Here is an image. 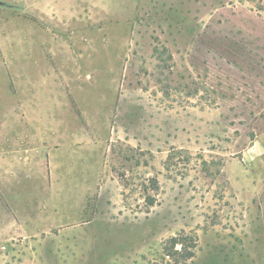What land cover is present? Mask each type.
I'll return each mask as SVG.
<instances>
[{
	"label": "rangeland",
	"instance_id": "rangeland-1",
	"mask_svg": "<svg viewBox=\"0 0 264 264\" xmlns=\"http://www.w3.org/2000/svg\"><path fill=\"white\" fill-rule=\"evenodd\" d=\"M34 7L0 5V105L30 76L70 129L109 111L110 149L89 216L0 264H264V0H79L76 34Z\"/></svg>",
	"mask_w": 264,
	"mask_h": 264
},
{
	"label": "crops",
	"instance_id": "crops-1",
	"mask_svg": "<svg viewBox=\"0 0 264 264\" xmlns=\"http://www.w3.org/2000/svg\"><path fill=\"white\" fill-rule=\"evenodd\" d=\"M0 2L35 5L36 14L51 23L58 17L68 18L76 25L74 34L78 32V19H83L79 0H74L76 10L66 16L57 11L59 8H52L55 0ZM12 42L18 50V39ZM21 60H0V67L14 66ZM6 77L14 91L11 94L6 86L8 101L0 105V242L50 232L67 224L65 220H85L90 211L88 202L106 171L111 138L109 111L92 115L86 125L70 129L66 118L61 117L65 111L62 101L39 91L30 76L13 73L11 79ZM73 176L82 181L77 189L66 191L60 178ZM69 191L73 196L70 200Z\"/></svg>",
	"mask_w": 264,
	"mask_h": 264
},
{
	"label": "trees",
	"instance_id": "trees-1",
	"mask_svg": "<svg viewBox=\"0 0 264 264\" xmlns=\"http://www.w3.org/2000/svg\"><path fill=\"white\" fill-rule=\"evenodd\" d=\"M182 239L178 238V237H173L171 240H170V244H171V249L170 251H168V257L170 259H172L173 262H177V255L178 254L177 252L174 251V249L179 245V244H182L181 243ZM194 253H190V257L189 259H192L194 257Z\"/></svg>",
	"mask_w": 264,
	"mask_h": 264
},
{
	"label": "water",
	"instance_id": "water-1",
	"mask_svg": "<svg viewBox=\"0 0 264 264\" xmlns=\"http://www.w3.org/2000/svg\"><path fill=\"white\" fill-rule=\"evenodd\" d=\"M0 4H2V3L0 2Z\"/></svg>",
	"mask_w": 264,
	"mask_h": 264
}]
</instances>
